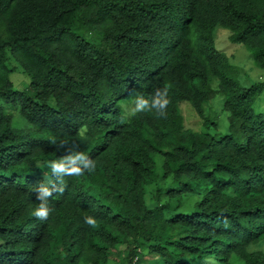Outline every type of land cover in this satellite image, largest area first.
<instances>
[{"label":"trees","instance_id":"trees-1","mask_svg":"<svg viewBox=\"0 0 264 264\" xmlns=\"http://www.w3.org/2000/svg\"><path fill=\"white\" fill-rule=\"evenodd\" d=\"M218 25L264 68V0H0V264H111L124 250V264H264L249 251L264 241V81L242 85ZM11 58L29 89L14 88ZM217 92L225 133L209 130ZM69 150L95 170L52 176ZM40 183L59 189L44 222Z\"/></svg>","mask_w":264,"mask_h":264},{"label":"rangeland","instance_id":"rangeland-1","mask_svg":"<svg viewBox=\"0 0 264 264\" xmlns=\"http://www.w3.org/2000/svg\"><path fill=\"white\" fill-rule=\"evenodd\" d=\"M233 32L229 29L218 25L214 31L215 45L217 49L226 52L231 62L239 67L242 70L240 77L241 83L243 86H251L254 83L264 81V68L260 67L253 56L252 50L247 48L246 45L235 43L231 40ZM9 66L13 68V72L10 76V79L16 90L25 91L29 89L32 78L31 76L23 69L18 61L14 58H11L9 61ZM216 81L214 83V88L218 89L219 85ZM254 111L264 112V93L256 100L254 103ZM129 111H134V108L131 107ZM181 111L185 120L187 127H191L196 130L202 129L203 121L197 116L193 107L184 102L181 104ZM206 114L209 119H213L218 122V126L211 124L209 130L212 133H225L228 131V112L222 107V94L217 92L215 98L206 105ZM155 186L151 185L147 187L146 202L149 207H152L156 204L152 196L155 192ZM198 196L193 198H188L187 203L193 204V202L198 199ZM260 250L264 252V241L251 245L249 251ZM128 252L126 250L122 251L121 255H114L111 260V264H124V261L127 260ZM134 261H137L135 258ZM234 264H243L236 256L233 257Z\"/></svg>","mask_w":264,"mask_h":264},{"label":"clouds","instance_id":"clouds-1","mask_svg":"<svg viewBox=\"0 0 264 264\" xmlns=\"http://www.w3.org/2000/svg\"><path fill=\"white\" fill-rule=\"evenodd\" d=\"M168 99H157L152 105L153 108H158L161 113L165 112L168 106ZM136 108L138 112L149 110L147 100L139 99ZM50 143L58 148H64L67 145V141H61L59 144L55 138L50 140ZM96 162L90 158L85 152L77 150H69L67 155L58 160H52L48 162L45 167L51 170V174L57 178H63L65 176H80L87 172H92L96 168ZM55 184L49 185L48 183H40L35 187L36 200L39 202L38 206L33 210V215L40 221H47L52 209L49 206L50 198L53 196V192L57 191ZM86 225L95 226L96 219L92 215L84 217L83 221Z\"/></svg>","mask_w":264,"mask_h":264}]
</instances>
